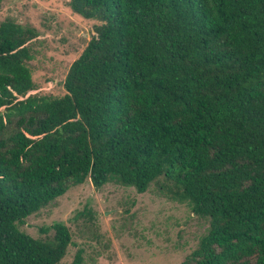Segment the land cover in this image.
Here are the masks:
<instances>
[{"label": "trees", "instance_id": "1", "mask_svg": "<svg viewBox=\"0 0 264 264\" xmlns=\"http://www.w3.org/2000/svg\"><path fill=\"white\" fill-rule=\"evenodd\" d=\"M68 6L93 26L60 96L30 93L35 29L0 22V264H58L65 224L18 225L86 180L156 183L205 219L178 264H264V0Z\"/></svg>", "mask_w": 264, "mask_h": 264}, {"label": "rangeland", "instance_id": "2", "mask_svg": "<svg viewBox=\"0 0 264 264\" xmlns=\"http://www.w3.org/2000/svg\"><path fill=\"white\" fill-rule=\"evenodd\" d=\"M6 19L37 34L29 44L33 57L27 65L37 87L30 93L62 95L61 83L90 39L93 21L73 14L68 0H0V22ZM57 222L71 233L58 264H72L78 248L83 264H178L208 225L156 183L138 193L116 181L98 187L90 180L69 188L18 228L42 239L52 236L49 227Z\"/></svg>", "mask_w": 264, "mask_h": 264}]
</instances>
